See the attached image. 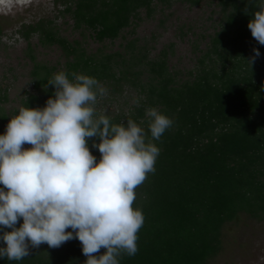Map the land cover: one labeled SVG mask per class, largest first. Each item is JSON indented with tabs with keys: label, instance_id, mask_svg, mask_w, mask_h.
Here are the masks:
<instances>
[{
	"label": "trees",
	"instance_id": "trees-1",
	"mask_svg": "<svg viewBox=\"0 0 264 264\" xmlns=\"http://www.w3.org/2000/svg\"><path fill=\"white\" fill-rule=\"evenodd\" d=\"M54 1L72 16L75 28L104 44L122 37L141 20L142 10L151 16L156 3L169 5L173 0ZM214 1L223 12L218 29L205 51L194 46L200 56L187 73L169 65L168 49L151 59L141 55L132 41L125 53H89L79 43L61 38L51 21L25 28V39L38 34L43 44L62 47L67 59L64 69L36 65L34 92L22 99L19 109L45 107L55 92L48 81L64 71L70 79L77 73L98 80L106 95L98 97L97 114L108 116L113 124L133 120L147 130L149 108L173 120L172 127L154 141L160 148L155 172L136 189L133 207L140 208L145 217L138 232V252L132 257L123 255L120 264H209L223 250L227 224L244 214L264 222V45L248 28L259 9L249 0ZM254 48L260 56L251 66L247 61ZM125 86L136 93L132 104L126 103L116 113L98 110L100 105L113 103L114 94L124 96ZM6 102L7 92L0 93V104ZM0 117L8 121L1 105ZM4 134L0 127V135ZM99 142L97 137L88 141L97 163L101 154L92 144ZM31 147L27 144V149ZM22 223L21 219L17 227ZM2 247L6 245L0 240ZM86 259L80 241L73 239L59 248L47 244L32 248L21 261L0 258V264H85Z\"/></svg>",
	"mask_w": 264,
	"mask_h": 264
},
{
	"label": "clouds",
	"instance_id": "clouds-1",
	"mask_svg": "<svg viewBox=\"0 0 264 264\" xmlns=\"http://www.w3.org/2000/svg\"><path fill=\"white\" fill-rule=\"evenodd\" d=\"M249 2L259 10L248 28L264 45V0ZM253 52L251 66L260 56L259 49ZM48 86L55 92L46 106L22 107L0 135V240L6 245L0 258L21 261L42 244L59 248L78 239L85 264H120V257L138 252L145 217L133 207L136 189L155 172L160 148L154 141L173 120L149 108L147 130L133 120L111 123L96 108L106 89L88 75L70 79L60 71ZM93 137L100 141L92 144L99 163L89 149Z\"/></svg>",
	"mask_w": 264,
	"mask_h": 264
},
{
	"label": "rangeland",
	"instance_id": "rangeland-1",
	"mask_svg": "<svg viewBox=\"0 0 264 264\" xmlns=\"http://www.w3.org/2000/svg\"><path fill=\"white\" fill-rule=\"evenodd\" d=\"M64 9L54 0H0V93L8 95V102L0 104L2 113L8 117L5 122L0 117L3 133L13 112L21 107L22 99L34 92L36 65L64 69L67 59L62 47L43 44L38 34L25 39L27 26L51 21L61 38L71 44L79 43L89 53L96 50L105 54L125 53L132 41L141 55L148 54L151 59L168 49L169 65L187 73L196 67L200 56L194 46L198 44L200 50L207 49L223 15L222 7L214 0H199L198 4L185 0H173L169 5L156 3L151 16L142 10L141 20L114 43L99 44L89 37V32L75 28L72 16L64 13ZM170 45H174L173 50ZM128 89L125 86L124 96L114 94L113 103L100 105L98 110L116 113L126 103L132 104L136 93ZM23 147L27 149V144ZM209 264H264V222L244 214L236 222L227 224L223 231V250Z\"/></svg>",
	"mask_w": 264,
	"mask_h": 264
}]
</instances>
